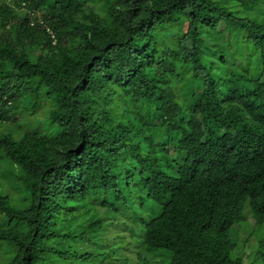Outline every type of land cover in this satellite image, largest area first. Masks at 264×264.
Segmentation results:
<instances>
[{
  "label": "clouds",
  "instance_id": "1",
  "mask_svg": "<svg viewBox=\"0 0 264 264\" xmlns=\"http://www.w3.org/2000/svg\"><path fill=\"white\" fill-rule=\"evenodd\" d=\"M0 264H264V0H0Z\"/></svg>",
  "mask_w": 264,
  "mask_h": 264
}]
</instances>
